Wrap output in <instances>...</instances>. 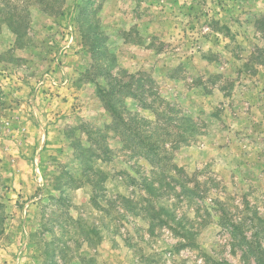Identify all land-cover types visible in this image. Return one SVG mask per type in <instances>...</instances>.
<instances>
[{"label":"rangeland","instance_id":"rangeland-1","mask_svg":"<svg viewBox=\"0 0 264 264\" xmlns=\"http://www.w3.org/2000/svg\"><path fill=\"white\" fill-rule=\"evenodd\" d=\"M57 6L30 2L19 37L0 23V264H255L264 0ZM101 67L132 82L134 132L166 139L160 166L112 131Z\"/></svg>","mask_w":264,"mask_h":264},{"label":"trees","instance_id":"trees-1","mask_svg":"<svg viewBox=\"0 0 264 264\" xmlns=\"http://www.w3.org/2000/svg\"><path fill=\"white\" fill-rule=\"evenodd\" d=\"M32 1H36L43 12L59 13L58 11H60V8H58L57 5L62 0H0V23H4L16 34V36L19 37L23 32L22 30L26 29L28 26V21L26 19L27 17L25 18L24 14H26L27 12L26 8L28 7V4ZM262 51L264 52V50ZM99 71L106 84L104 86H101L100 83H97V92L104 108L107 110L111 117L112 131L116 133L120 132L122 134L124 132H127V130L131 131V137H129V135H126L127 140L124 146L132 147L133 150L144 147L145 155L151 157V160H153V162L156 163L157 166H160L161 162L166 156L161 155L158 149L160 145L165 143L166 139H159L160 136H157V138H155L154 141L150 143L147 141L148 139H150L149 136L142 137L139 135L142 133V131L134 132V125L138 123L137 120L134 119V117L131 118V122L128 120L125 121L124 114L126 112V109L123 105V100L127 96H137V93L133 90L132 82L123 80L116 75H113L110 70L106 68L101 67ZM165 109L161 113L162 117H169L168 113L169 109L171 108H169V106L167 105V107L165 106ZM155 111L156 115H159V112H157L156 109ZM147 122L151 124L150 121L147 120ZM156 125L158 126H156V129H160L163 127L160 126L159 123H156ZM109 127L111 128V125ZM135 134H137V136ZM136 137L139 138L138 142L135 139ZM143 143L144 145H142ZM102 147L104 152L109 149L104 145ZM187 189L189 191H192V189L190 190V188ZM248 226L251 228L254 227V224L251 223ZM252 229H254L252 236H246L245 234H242V243L245 245L246 254L254 258L255 264H264V248H262L261 244L258 242L257 228ZM85 259L87 258L81 256L82 264H89L88 261H85Z\"/></svg>","mask_w":264,"mask_h":264}]
</instances>
